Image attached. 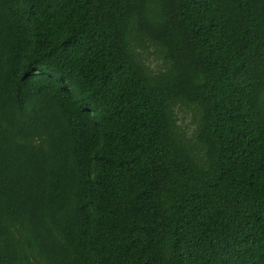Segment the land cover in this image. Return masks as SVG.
<instances>
[{"label": "trees", "instance_id": "trees-1", "mask_svg": "<svg viewBox=\"0 0 264 264\" xmlns=\"http://www.w3.org/2000/svg\"><path fill=\"white\" fill-rule=\"evenodd\" d=\"M0 264H264V0H0Z\"/></svg>", "mask_w": 264, "mask_h": 264}, {"label": "rangeland", "instance_id": "rangeland-1", "mask_svg": "<svg viewBox=\"0 0 264 264\" xmlns=\"http://www.w3.org/2000/svg\"><path fill=\"white\" fill-rule=\"evenodd\" d=\"M157 56H153L152 57V60L153 61H155V58H156ZM180 113V112H179ZM180 116H183V118H184V124H188L189 122H190V115L189 114H187V115H184L182 112L180 113Z\"/></svg>", "mask_w": 264, "mask_h": 264}]
</instances>
